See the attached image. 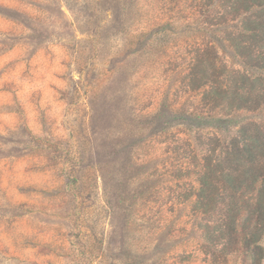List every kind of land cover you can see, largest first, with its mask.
I'll list each match as a JSON object with an SVG mask.
<instances>
[{"label": "rangeland", "instance_id": "374dc122", "mask_svg": "<svg viewBox=\"0 0 264 264\" xmlns=\"http://www.w3.org/2000/svg\"><path fill=\"white\" fill-rule=\"evenodd\" d=\"M210 2L0 0V264L251 262L215 253L180 198L196 136L264 124V107L189 120L191 61L264 76L228 41L243 19L217 25Z\"/></svg>", "mask_w": 264, "mask_h": 264}, {"label": "trees", "instance_id": "16d2710c", "mask_svg": "<svg viewBox=\"0 0 264 264\" xmlns=\"http://www.w3.org/2000/svg\"><path fill=\"white\" fill-rule=\"evenodd\" d=\"M222 2L211 0L209 7L214 12ZM225 2V13H216L214 22L243 19L240 31L231 33L228 41L246 67L264 73V44H258L261 35L264 41V0ZM209 62V78L202 69L197 71L203 64L199 59L191 61L187 70L185 88L203 91L200 113L189 114V120L205 121L203 113L218 111L229 117L234 111L264 107V76L224 68L217 55ZM204 108L208 111L203 112ZM227 119L212 117L211 122ZM191 147L193 155H199L198 170L189 193L180 198L191 199L193 211L201 222L205 220L200 228L204 239L215 253L226 255L241 249L251 256L249 264H264V124H246L229 141L201 134Z\"/></svg>", "mask_w": 264, "mask_h": 264}]
</instances>
